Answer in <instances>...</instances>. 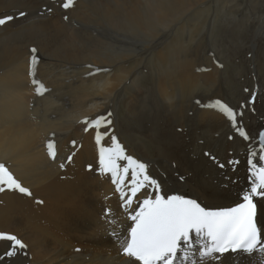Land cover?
<instances>
[{"label": "bare ground", "instance_id": "1", "mask_svg": "<svg viewBox=\"0 0 264 264\" xmlns=\"http://www.w3.org/2000/svg\"><path fill=\"white\" fill-rule=\"evenodd\" d=\"M218 1L75 0L63 11L58 2L64 0H0V18L14 17L0 26V163L31 192L6 186L0 192V233L27 245L8 257L11 248L2 241L7 252L0 250V264H125L103 219L106 208L121 212L119 197L110 175L100 174L96 129L85 131L82 122L108 112L126 154L150 164L166 192L191 196L210 209L239 202L248 186V149L259 152L257 137L264 131V77L256 63L264 35L253 38L255 100L245 103L242 117L253 139L245 142L223 115L204 107L220 100L233 108L223 98L220 50L207 42L193 47L196 25L208 26L205 15ZM247 3L232 13L264 15L255 0ZM189 11L177 30L167 31ZM33 47L36 78L48 89L43 96L35 94L28 75ZM87 65L109 71L89 75ZM49 139L57 145L55 161L47 154ZM101 144L110 147L111 137ZM205 152L225 165L240 163L235 171L231 165L221 169ZM258 205L264 230V200Z\"/></svg>", "mask_w": 264, "mask_h": 264}, {"label": "snow or ice", "instance_id": "2", "mask_svg": "<svg viewBox=\"0 0 264 264\" xmlns=\"http://www.w3.org/2000/svg\"><path fill=\"white\" fill-rule=\"evenodd\" d=\"M74 4L75 0H64L62 7L68 10ZM25 15L24 12L19 13L20 17ZM13 19L11 15L0 18V26ZM30 53L28 75L35 94L43 96L48 89L36 78L39 63L37 49L31 48ZM86 67L92 69L91 65ZM108 71L95 68L88 74ZM254 100L255 94L248 103L254 104ZM247 106L241 104L240 111H237L220 100L204 105L223 115L245 142L253 139L242 123ZM111 116L112 113L108 112L106 116L94 120L85 118L82 122L86 125L85 131L89 127L96 129L100 174L110 175L114 191L119 197V207L124 218L131 222L125 229L114 211L110 208L104 211L103 219L108 225V234L119 248V254L125 258V264H264V230L258 227L256 220L257 201L264 200V131L258 133L259 152L248 149L249 183L239 194V202L231 207L210 209L202 206L196 198L166 192L162 181L151 174L150 164L126 154L125 148L112 134ZM102 127L106 131L101 132ZM104 136L111 137L110 147L101 144ZM232 138L229 136V139ZM75 144L73 141V147ZM46 148L48 156L55 161L58 156L55 140L49 139ZM74 155L68 156L67 162L71 163ZM204 155L211 156L208 152ZM211 158L216 161L215 156ZM121 161L126 163L122 165ZM216 162L221 169L233 166L232 171L240 163L238 159L229 160L227 165ZM59 167L63 169L65 163L61 162ZM224 178L231 180L227 174ZM179 179L187 182L184 176ZM5 186L8 190L31 195L29 189L21 184L8 167L0 163V192L5 190ZM0 241L9 243L11 250L6 253L8 257L27 248L14 234L0 233ZM75 251L79 252L80 249Z\"/></svg>", "mask_w": 264, "mask_h": 264}, {"label": "rangeland", "instance_id": "3", "mask_svg": "<svg viewBox=\"0 0 264 264\" xmlns=\"http://www.w3.org/2000/svg\"><path fill=\"white\" fill-rule=\"evenodd\" d=\"M255 3L264 8V0H255ZM58 4L62 6L59 2ZM246 5H248L247 0L218 1L214 4L212 12L205 15L208 26L204 27L201 22L198 23L196 26H199V31L193 37V47L206 45L207 42L210 47H217V50H220L219 52H221L220 55L222 56L217 55L216 51L215 55H217V58H220L218 60L222 63L221 88L224 95L223 98L233 108L248 103L249 99L253 98V94H255L253 93L254 90H252L255 84L254 65L251 64L254 59V50L252 49L253 38L259 39L260 36L264 35V31H262V29L259 30L264 15L241 18L232 13L234 9ZM64 10L63 8V11ZM191 14L193 13L190 11L185 13V15L177 23H173L167 31L177 30L181 25V21H185ZM225 15H227V17H224ZM263 43L264 39L261 43V49L257 52L258 61H256V63L260 68L259 75L264 77ZM222 57L224 59H222ZM147 74L146 71L143 75ZM245 89L248 91H245ZM233 102H235V104ZM245 125L248 126V120L245 121ZM6 249V245L0 241V250L2 253H6Z\"/></svg>", "mask_w": 264, "mask_h": 264}]
</instances>
